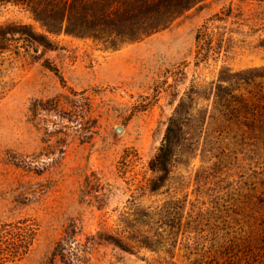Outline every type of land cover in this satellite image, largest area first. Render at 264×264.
I'll use <instances>...</instances> for the list:
<instances>
[{
  "label": "rangeland",
  "instance_id": "374dc122",
  "mask_svg": "<svg viewBox=\"0 0 264 264\" xmlns=\"http://www.w3.org/2000/svg\"><path fill=\"white\" fill-rule=\"evenodd\" d=\"M76 4L0 0V232L32 229L27 249L10 244L20 254L2 246L0 264H156L164 255L91 237L118 233L132 197L154 205L167 189L187 195L203 236L245 238L248 194L264 187V137L248 130V101L264 119V0H202L139 40L129 37L156 15L131 12L112 29L92 16L99 7ZM207 21L221 48L204 61L195 35ZM190 87L192 153L159 191H141Z\"/></svg>",
  "mask_w": 264,
  "mask_h": 264
},
{
  "label": "trees",
  "instance_id": "16d2710c",
  "mask_svg": "<svg viewBox=\"0 0 264 264\" xmlns=\"http://www.w3.org/2000/svg\"><path fill=\"white\" fill-rule=\"evenodd\" d=\"M201 1L63 0V4L69 7L71 14L77 8L76 3L81 5L82 12L85 14L93 10V7H99L98 11L93 10L92 16L98 13L99 16L105 17L112 29L116 27L117 19L114 18L124 15L128 17L131 12L156 15L157 18L152 21L145 23L141 20L144 26L139 27L135 34L129 37L130 40H139L158 29L165 28L174 18ZM213 28L215 26L207 21L196 32V58L199 60L206 61L212 54L219 53L221 46L213 47L209 39ZM75 29L68 26L67 31L73 33ZM193 93L197 91L190 87L176 105L162 142L149 161V168L156 175L148 179L146 185L139 186L141 191L147 190L150 194L159 191L176 169L178 156L189 157L192 153L194 143L192 141L184 143L183 140L187 139L185 135L189 132L183 130L182 126L186 118L187 101L193 100ZM213 95L216 98L218 96L215 92ZM256 107L254 102L248 101V115L251 118L248 122V130H257L262 133L260 137H264L263 113ZM195 121L200 122V120ZM203 123L204 118L202 125ZM184 151L186 154L183 153ZM260 174L264 175V172ZM260 185L263 187L264 182H260ZM252 189L254 192L248 194L250 224L245 238L236 237L235 240H231L219 233L217 236V232H211L212 236H203L204 229L199 223V213L185 212L187 195L180 197L177 192L169 195L170 189H167L162 191L168 193L167 197L156 200L154 205H144L132 197L129 205L119 213V232L110 234L97 231L91 239L110 242L131 253L138 252L139 249H148L164 255L154 260L156 264H177L175 258L180 259L183 264H264V187L258 192L257 187L252 186ZM31 234L32 229L24 220L17 221L15 224H6L0 232V249L5 246L4 250L9 253L20 254L10 244L15 245L22 252L28 248ZM166 257L169 258L168 262Z\"/></svg>",
  "mask_w": 264,
  "mask_h": 264
}]
</instances>
